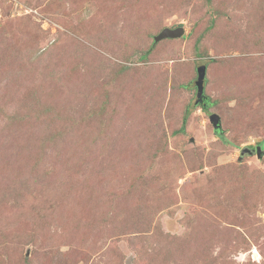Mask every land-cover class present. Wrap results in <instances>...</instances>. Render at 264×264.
<instances>
[{
    "label": "rangeland",
    "instance_id": "obj_1",
    "mask_svg": "<svg viewBox=\"0 0 264 264\" xmlns=\"http://www.w3.org/2000/svg\"><path fill=\"white\" fill-rule=\"evenodd\" d=\"M0 264H264V0H0Z\"/></svg>",
    "mask_w": 264,
    "mask_h": 264
},
{
    "label": "water",
    "instance_id": "obj_2",
    "mask_svg": "<svg viewBox=\"0 0 264 264\" xmlns=\"http://www.w3.org/2000/svg\"><path fill=\"white\" fill-rule=\"evenodd\" d=\"M183 34V30L181 28L177 29H164L156 38L155 41H161L163 39H174L179 38ZM197 75L196 79L194 81V85L196 88V102H201L202 99H204V80H205V74H206V67L200 66L197 68ZM206 99V98H205ZM209 122L212 125L214 131H217V133H220L221 130V122L220 118L216 114H211L209 116ZM257 157H261L262 150L258 146L254 150ZM245 155H252V152L248 148H242L240 151V156L243 157Z\"/></svg>",
    "mask_w": 264,
    "mask_h": 264
},
{
    "label": "trees",
    "instance_id": "obj_3",
    "mask_svg": "<svg viewBox=\"0 0 264 264\" xmlns=\"http://www.w3.org/2000/svg\"><path fill=\"white\" fill-rule=\"evenodd\" d=\"M202 109H203V108H202ZM203 110H205V109H203ZM185 118H186V117H185ZM185 118H184L183 120H185ZM181 129H182V128H181ZM181 129H180V130H181ZM215 132H216L217 135L220 136L221 133H217V131H215ZM220 132H221V130H220Z\"/></svg>",
    "mask_w": 264,
    "mask_h": 264
},
{
    "label": "flooded vegetation",
    "instance_id": "obj_4",
    "mask_svg": "<svg viewBox=\"0 0 264 264\" xmlns=\"http://www.w3.org/2000/svg\"><path fill=\"white\" fill-rule=\"evenodd\" d=\"M205 101V100H204ZM249 149V148H248ZM250 150V149H249ZM252 152V150H250Z\"/></svg>",
    "mask_w": 264,
    "mask_h": 264
}]
</instances>
